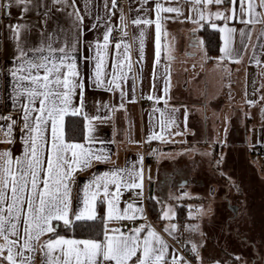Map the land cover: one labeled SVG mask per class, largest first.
I'll use <instances>...</instances> for the list:
<instances>
[{
  "label": "crops",
  "instance_id": "crops-1",
  "mask_svg": "<svg viewBox=\"0 0 264 264\" xmlns=\"http://www.w3.org/2000/svg\"><path fill=\"white\" fill-rule=\"evenodd\" d=\"M157 2L164 7H178L182 12L179 15L161 14L171 18L163 22V32L166 35L161 36L159 64L155 63L154 24H131V20L137 17L154 21ZM128 3V11L125 12L113 8L111 0H88V10L84 12L85 0H77V7L81 9L85 19L76 55L82 72L89 77L84 112L89 116L103 118L102 121H94V147L104 148L110 160L94 163L90 169L76 175L73 190L77 199L74 207H80V190L94 176L117 168L135 171L142 168V196L138 197L136 193L139 190L135 189L132 196L126 199L121 196L120 200L121 208L131 202L142 207V218H138L137 223L113 222L109 227L127 230L139 224L151 225L170 245L169 260L171 254H177L189 264H264L263 259L255 257L247 261V248L237 251L230 246L220 245L219 241L209 243L206 234L210 235V232H206L204 227L207 225L211 229L212 223L209 220L224 217L227 229L230 230V226L241 215L247 219V210L244 208L249 197L247 170L255 173L259 182L257 186L264 189V180L248 156L254 147L264 144L258 142L254 145L250 131L253 124L257 126L264 120V23L245 25L239 19L228 22L229 27L237 29L233 40L240 55L239 62H236L233 58L221 59L220 49L217 55L209 56L202 28L205 25L211 27V23L208 20L200 24L193 22L199 17L192 11L194 5L191 0H128ZM4 5L10 7L8 17L3 16ZM228 7L226 0L224 5H213L210 10L225 11ZM72 11L73 8L68 4H57L55 0H29L27 4H17L16 0H0V115L7 116L11 113V116L18 119L19 105L13 101L14 82L10 75V70L16 65L18 42L11 29L16 25L21 26L19 43L29 52L28 58L32 59L41 55L34 54L32 49L42 43L46 44L47 38L55 37L54 47L57 44L63 46L66 40L70 42L76 38L75 17L69 15ZM257 12H264V9L258 7ZM121 16L127 23L126 29L121 24ZM244 19L248 17L245 16ZM215 22L218 27L223 26V21ZM106 26L112 27L113 32L122 33L126 30V42L132 45L133 68L128 73V79L122 81L125 93L123 98L120 90L109 92L93 86L90 77L94 61L85 63L82 59L84 56L94 55V46L98 41L103 42ZM141 30L145 31L142 61L139 59L138 40ZM240 30L247 34L243 45ZM219 34L221 48L222 33ZM115 43L117 42L112 40L110 46L109 71L117 56ZM87 45L93 47L88 48ZM166 85L167 95L164 92ZM149 95L159 97V103H146ZM121 104L124 105L123 108L120 107ZM103 105L108 107L104 108ZM153 109L162 110L165 119L171 117L175 120V124L163 133V141L148 139L153 132L160 133V112H154ZM86 123L87 121L85 125ZM261 136L264 137V128L261 129ZM14 137V143L2 144L0 148H10L14 156H19L23 152L22 134L14 130ZM147 155L155 156V160H148ZM112 190H115L114 187ZM178 193L184 197H180ZM259 197L264 203V192ZM165 198L173 200L176 206V213L170 220L161 219L167 211L162 206ZM181 207L185 209V223L177 217ZM99 211L103 215L104 207L100 206ZM260 213L264 221V206ZM190 220L201 224L194 231L196 237L190 234L194 224L191 225ZM171 224L177 225L174 236L163 231L164 227ZM199 233H203L205 240L200 241ZM179 236H183L182 250L177 246ZM243 242H247V236ZM193 244L197 245L198 258L191 251Z\"/></svg>",
  "mask_w": 264,
  "mask_h": 264
},
{
  "label": "snow or ice",
  "instance_id": "snow-or-ice-1",
  "mask_svg": "<svg viewBox=\"0 0 264 264\" xmlns=\"http://www.w3.org/2000/svg\"><path fill=\"white\" fill-rule=\"evenodd\" d=\"M28 2L16 0L17 4ZM225 2L191 0L194 5L192 11L199 17L193 22L200 24L208 20L213 29L222 33L221 59L233 58L239 62L240 53L233 40L237 29L229 27L228 22L239 19L245 25L264 23V12H257L258 7L264 9V0H258V3L256 0H227L229 7L225 11L210 10L211 6L224 5ZM55 3L68 4L73 8L69 15L75 17L77 35L74 40H66L63 46L57 44L54 47L55 37L47 38L46 44L32 49L34 54L41 55L29 59V52L19 43L21 26L11 29L18 42L16 65L10 70L14 82L13 101L19 105L18 119L0 115V122H3L0 123V145L14 143V130H18L23 138V152L14 156L10 148H0V264H189L177 254H171L169 260L170 245L151 225L139 224L126 231L120 227H109L113 222L142 218L144 209L135 202L127 203L123 208L120 205L122 190L136 189L139 190L137 196H142V168L139 171L117 168L94 176L80 190V207H74L76 175L90 169L94 163L108 162L110 156L104 148L94 147V121H102L103 118L84 112L89 77L82 72L76 54L85 16L77 7V0H55ZM111 6L116 7V0H111ZM87 10L88 0H85L83 11ZM162 13L182 14L178 7H164L157 2L154 21L140 17L131 20L135 26L154 24L156 64L160 63L161 36L166 35L163 22L171 18L162 16ZM245 16L248 19H244ZM120 19L126 29L125 18L121 16ZM215 21H223V26L218 27ZM112 32L113 28L106 26L103 42L98 41L94 46V55L82 59L85 63L94 61L90 77L93 86L109 92L120 90L123 98L122 81L128 79L133 68L132 45L126 42L128 32L123 31L121 40L114 45L117 56L109 71ZM240 36L243 45L247 34L240 30ZM144 38L145 31L141 30L138 37L140 61L144 59ZM164 92L167 95V85ZM147 99H155L157 103L160 100L152 95ZM102 107L107 108L108 105ZM153 111L160 112V133L153 132L148 139L163 141V133L175 124V120L171 117L165 119V113L160 109ZM79 116L87 121L83 142L68 138L66 133V118ZM140 160L142 162L143 157ZM100 206L104 207L103 215L100 214ZM172 216L169 209L161 219L170 220ZM98 220L102 227L86 238L61 235L58 230L61 227L74 230L80 224L91 229L93 222ZM176 230V224L163 229L170 236H174ZM191 251L198 258L197 245L193 244Z\"/></svg>",
  "mask_w": 264,
  "mask_h": 264
},
{
  "label": "rangeland",
  "instance_id": "rangeland-1",
  "mask_svg": "<svg viewBox=\"0 0 264 264\" xmlns=\"http://www.w3.org/2000/svg\"><path fill=\"white\" fill-rule=\"evenodd\" d=\"M253 125L250 128L251 136L253 137V141H254L253 144L258 143V142L264 143L263 142L264 137L261 136V129L264 128V120L262 123H259V125L257 126H253ZM261 145H264V144H261ZM253 154L255 155V153L251 151L248 156L251 157V162L256 167V170L258 171V173H260L261 179L264 180V164H261L258 160L254 159ZM159 158L161 159L162 156H159ZM257 183L259 182H258V179L255 173L250 169L247 170V191H248L249 197H247L248 201L246 202V207H244L245 210H247V219H245L243 215H241L233 223L232 227L230 226L231 228L230 230L227 229L226 218L223 217L222 219L220 216H219L220 217L219 220L215 219L213 221L212 220L208 221L212 223V225H210L212 226L211 229H209L207 225L204 226L206 232H210V235L206 234V237L208 238V242L210 240L209 243H212V242L216 243V241H219V243H221L220 245L224 247L230 246L231 249L235 248V250L237 251H239L238 249L240 248H243V249L247 248V261L251 257L260 258V259H263L264 261V234H263L264 221L260 213V211L262 210V207L264 206V203H263L262 198L259 197V195H262V193L264 192V189L262 187L260 188L259 186H257ZM174 195L173 197H176ZM178 195H180V197H184L182 196V194L178 193ZM176 200H178V198ZM162 206H164L165 210L167 211L171 209L173 216L175 215L176 212L174 211H175L176 206H174L173 200L165 198L162 202ZM180 220L181 222L185 221L184 219H180ZM194 222H195V219H194ZM194 222L190 220L189 223L192 225ZM199 225L201 224L196 222V224L195 223L193 224L192 228L196 227L197 229ZM190 231H191L190 234L193 236L195 235L194 237H196L197 234L192 230ZM198 236H199L200 241L205 240V238H203L204 237L203 233H199ZM246 236H247V242H246L247 244L243 242V239Z\"/></svg>",
  "mask_w": 264,
  "mask_h": 264
},
{
  "label": "trees",
  "instance_id": "trees-1",
  "mask_svg": "<svg viewBox=\"0 0 264 264\" xmlns=\"http://www.w3.org/2000/svg\"><path fill=\"white\" fill-rule=\"evenodd\" d=\"M202 34L209 56L213 57L217 55L219 53V49L221 45V38L219 32L211 28L210 26L205 25L202 28ZM66 133H67V137L70 139H74L76 141L83 140V137L85 136V120L83 116L66 118ZM255 148L252 149L253 153H255ZM154 206L156 207V205ZM177 217L179 221L180 219L185 218L184 207L179 208ZM100 227H102V225L101 222L98 220L96 222H93V227L91 229L86 224H80L74 230H66L62 227L59 231L60 233H64V234L88 237L90 234L98 232Z\"/></svg>",
  "mask_w": 264,
  "mask_h": 264
},
{
  "label": "built area",
  "instance_id": "built-area-1",
  "mask_svg": "<svg viewBox=\"0 0 264 264\" xmlns=\"http://www.w3.org/2000/svg\"><path fill=\"white\" fill-rule=\"evenodd\" d=\"M115 8L117 9V11H125V12H127L128 8H129L128 0H116V7ZM2 13H3L4 17H8L10 15V7H9V5H4L3 6ZM122 35H123V32L122 33H118V32L115 31V32L112 33V40L115 41V42H119L121 40V38H122ZM146 103H148L150 105H155L156 101L155 100H146ZM8 115H11V113L7 114V116ZM255 154H256L257 159L261 163H264V145L257 146L255 148ZM147 157H148V160H155V156H153V155H151V156L147 155ZM134 193H135V189H133V190H124L122 197L126 199V198L132 196ZM131 223H137V220L136 221H131ZM124 230H126V228ZM183 244H184L183 236H179L178 239H177L178 248L182 250Z\"/></svg>",
  "mask_w": 264,
  "mask_h": 264
},
{
  "label": "water",
  "instance_id": "water-1",
  "mask_svg": "<svg viewBox=\"0 0 264 264\" xmlns=\"http://www.w3.org/2000/svg\"><path fill=\"white\" fill-rule=\"evenodd\" d=\"M233 210H236V208H233Z\"/></svg>",
  "mask_w": 264,
  "mask_h": 264
}]
</instances>
